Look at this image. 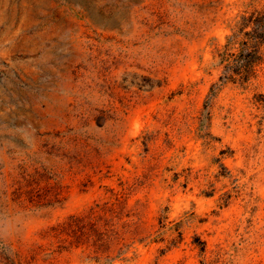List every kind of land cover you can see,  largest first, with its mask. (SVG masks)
Here are the masks:
<instances>
[{"label": "rangeland", "instance_id": "1", "mask_svg": "<svg viewBox=\"0 0 264 264\" xmlns=\"http://www.w3.org/2000/svg\"><path fill=\"white\" fill-rule=\"evenodd\" d=\"M261 8L0 0V264H264V44L243 85L217 55Z\"/></svg>", "mask_w": 264, "mask_h": 264}, {"label": "trees", "instance_id": "2", "mask_svg": "<svg viewBox=\"0 0 264 264\" xmlns=\"http://www.w3.org/2000/svg\"><path fill=\"white\" fill-rule=\"evenodd\" d=\"M229 29L231 32L217 53L223 68V75L219 79L241 85L247 84L256 77L258 67L262 63L260 48L264 44V8L238 13L231 19ZM70 220L73 223L53 228L54 234L51 237L57 239L65 235L75 239L89 237L84 228V216H72ZM105 224L101 218L90 224L94 236L87 240L91 239L93 246L102 242ZM178 235L181 238V232H178Z\"/></svg>", "mask_w": 264, "mask_h": 264}]
</instances>
